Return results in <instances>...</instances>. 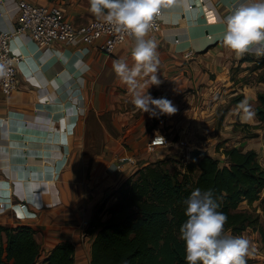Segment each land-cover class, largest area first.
Here are the masks:
<instances>
[{"label":"crops","instance_id":"crops-1","mask_svg":"<svg viewBox=\"0 0 264 264\" xmlns=\"http://www.w3.org/2000/svg\"><path fill=\"white\" fill-rule=\"evenodd\" d=\"M31 1H63L76 22L96 17L89 10V0ZM252 2L187 0L164 8L161 28L153 39L160 60L158 86L151 85V74H141L134 88L113 70V61L121 58L129 68L134 66L135 36L111 53L81 39L54 40L38 47L24 33L12 37L13 49L22 56L17 62L18 87L10 93L0 89V223L35 226L42 247L38 264L64 239L76 243L75 264H91L93 236L86 227L95 207L156 153L173 152L167 145L147 148L158 124L151 127L154 116L131 103L133 91H148L156 98V90H167L173 98L175 90L181 91L179 81L187 87L214 81L211 72L228 74L230 64L242 56L223 43L225 18L241 4ZM18 3L0 1V27H13ZM144 39H149L148 33ZM256 47L248 53H255ZM176 73L183 77L176 78ZM166 80L177 83L176 88H166ZM248 113L242 104L236 105L224 122L239 136L235 119L261 122L254 110ZM229 138L220 133L214 140L240 146L229 144ZM200 143L212 151V141ZM113 200L111 196L108 203ZM6 242L2 231L0 244Z\"/></svg>","mask_w":264,"mask_h":264},{"label":"trees","instance_id":"trees-1","mask_svg":"<svg viewBox=\"0 0 264 264\" xmlns=\"http://www.w3.org/2000/svg\"><path fill=\"white\" fill-rule=\"evenodd\" d=\"M242 59L245 57L242 56ZM156 98L167 97V90ZM240 97L237 100L241 101ZM255 106L259 119L264 121V93ZM165 115L154 117L151 127L163 121ZM258 126L261 122L235 121ZM247 127V128H248ZM217 144L216 149H218ZM226 162L208 154L200 159H190V168L199 167L195 179L188 172L178 174L163 167L159 162L143 164L127 176L93 212L86 231L93 236L91 264H187L186 242L181 238V226L186 222L187 204L193 190L211 189L219 204L217 211L226 217L221 237H236L247 226L259 230L264 240V224L257 225L258 215L240 204L247 199L251 204L257 199L264 201V165L257 157L255 148L244 150L233 145L224 147ZM110 195L116 198L107 204ZM107 216L104 217V214ZM5 231L7 242L0 244V264H38L42 247L35 235L33 224L0 223V233ZM230 232L225 234V232ZM76 243L64 239L54 245L44 261L39 264H75ZM202 264V262H199Z\"/></svg>","mask_w":264,"mask_h":264},{"label":"clouds","instance_id":"clouds-1","mask_svg":"<svg viewBox=\"0 0 264 264\" xmlns=\"http://www.w3.org/2000/svg\"><path fill=\"white\" fill-rule=\"evenodd\" d=\"M178 2L187 0H89L90 12L97 18L114 24L118 31H127L136 37L137 43L132 50L135 61L129 68L124 59L113 61V70L120 79L133 86L137 85L136 77L149 76L151 85H160L157 76L160 63L157 45L151 39H144L151 22L162 9L169 8ZM226 31L223 34L224 45L237 56L251 52L253 46L256 55H264V0H255L241 4L225 18ZM4 74L0 66V75ZM131 103L144 113L158 117L173 115L178 109L167 97L154 98L148 91H133ZM245 113H248L246 101L242 102ZM165 138L157 133L155 143H163ZM187 204L188 219L181 226V238L186 242L187 264H246L245 256L249 252L250 242L243 236L221 237L227 217L217 211L219 204L213 198L211 189L192 191Z\"/></svg>","mask_w":264,"mask_h":264},{"label":"rangeland","instance_id":"rangeland-1","mask_svg":"<svg viewBox=\"0 0 264 264\" xmlns=\"http://www.w3.org/2000/svg\"><path fill=\"white\" fill-rule=\"evenodd\" d=\"M242 56L245 58L234 59V62L230 64L228 74L220 72L217 75V73L211 72L215 82L209 81L199 85L191 84L187 87L185 81L177 82L179 86L181 85V91L178 93V90H175L173 98L169 95V99L172 100L177 109L182 101L185 102V106L180 107L181 110L178 109L173 115L164 114L163 121L157 125V128L166 132L171 139L167 146H172L173 152L168 151V154L162 155L156 153L153 159L148 160L145 164L156 163L159 162L158 159H162L160 164L178 174L180 178L183 177L184 172H188L195 179L200 168L194 167L191 169L188 166L187 163L191 158L188 155L187 144L197 145L198 142L209 144L208 142L212 141L211 154L219 157L220 162L223 164L226 162L223 149L228 146L223 144L221 140L215 141L214 138L219 137L220 133H225L231 138H229V144L236 143L244 150L255 148L258 159L264 165V121L258 126L248 127L245 125V129H242V124L238 122L236 126L238 130L242 131L236 132L239 136L229 129V126L224 122L226 115L229 117L230 113L235 110L236 105L242 104L244 101H246L248 110L255 111V106L260 102L259 93H264V55L245 53ZM180 74L176 73L174 76L181 79L183 76ZM220 74L221 76H219ZM165 84H167L168 87L166 88H169V90H173L172 87L175 89L177 86L176 84L173 85L172 80H166ZM240 97L243 99L238 101L237 99ZM237 119L241 120L240 118ZM235 121H233V124H235ZM250 123L252 125V122ZM182 125L189 126L190 129L184 128V131L181 129ZM194 126H196L195 129H193ZM181 139H185V142H181ZM217 144H219L218 149H216ZM261 194L264 197V187ZM111 196L114 199L116 198L115 195ZM108 201L107 204H110L111 202L108 203ZM240 206L249 208L255 215H258L259 222L257 225L264 224V201L257 199L250 204L247 199H244ZM229 233V231L225 232V234ZM237 236H243L250 242L249 252L245 256L246 264H262L264 262V240L260 231L249 225Z\"/></svg>","mask_w":264,"mask_h":264},{"label":"built area","instance_id":"built-area-1","mask_svg":"<svg viewBox=\"0 0 264 264\" xmlns=\"http://www.w3.org/2000/svg\"><path fill=\"white\" fill-rule=\"evenodd\" d=\"M1 1V0H0ZM19 12L13 27H0V66L4 74L0 75V89L6 93L12 92L19 85L17 62L22 56L11 45L15 34H26L38 47L52 43L54 40L73 41L81 39L87 45L95 43L102 50L111 53L115 47L132 37L127 31H118L117 27L103 18L93 17L86 21L76 22L69 17L68 6L63 1L39 3L31 0H19ZM192 5V3H190ZM161 13L154 17L148 31V38L153 40L161 28ZM159 133L165 138L163 143H155ZM171 139L161 129L155 128L148 140L147 148L155 149L158 145H167ZM185 142V139H181ZM191 145L187 144L189 149ZM129 157L128 159H130ZM121 163L118 162V165Z\"/></svg>","mask_w":264,"mask_h":264},{"label":"water","instance_id":"water-1","mask_svg":"<svg viewBox=\"0 0 264 264\" xmlns=\"http://www.w3.org/2000/svg\"><path fill=\"white\" fill-rule=\"evenodd\" d=\"M208 154H211L209 147H203L200 145H191L188 149V155L191 159H200Z\"/></svg>","mask_w":264,"mask_h":264}]
</instances>
